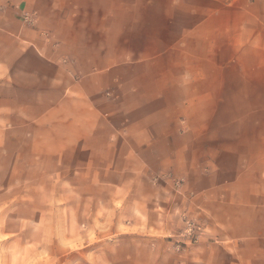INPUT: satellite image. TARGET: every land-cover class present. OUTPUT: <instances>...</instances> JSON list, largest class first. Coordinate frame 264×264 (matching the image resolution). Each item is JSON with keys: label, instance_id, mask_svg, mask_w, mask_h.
<instances>
[{"label": "crops", "instance_id": "0c3cea01", "mask_svg": "<svg viewBox=\"0 0 264 264\" xmlns=\"http://www.w3.org/2000/svg\"><path fill=\"white\" fill-rule=\"evenodd\" d=\"M179 1L150 0L151 12L136 14L139 57L131 61L112 0H0V231L21 186L46 187L20 179L103 178L127 195L142 182L169 200L182 193L203 215L199 245L176 253L174 264H264V0H247L244 10L241 0H205L208 27L198 32ZM161 3L175 9L168 5L175 33L165 39ZM193 42L205 48L196 58L206 72L200 98L215 99L213 122L199 129L239 136L203 148L198 162L191 144L176 148L175 132L186 127L162 111L176 93L180 107L190 106Z\"/></svg>", "mask_w": 264, "mask_h": 264}, {"label": "rangeland", "instance_id": "374dc122", "mask_svg": "<svg viewBox=\"0 0 264 264\" xmlns=\"http://www.w3.org/2000/svg\"><path fill=\"white\" fill-rule=\"evenodd\" d=\"M168 5L170 10H175L170 3ZM168 5L159 4V10L164 15L160 17V39H165L168 32L175 33L172 20L167 15ZM246 5L247 0L240 1L241 10ZM151 6L150 0H112L113 27L125 25L127 34L122 49L128 50L131 61L139 57L137 27L141 20L136 14L139 11L150 13ZM178 6H181V16L191 12L186 23L190 22L193 31L198 32L201 28L207 30L203 13L208 8L207 1L180 0ZM151 21V17L146 20L149 25ZM118 37L113 36V41L118 42ZM151 38L149 32L148 42ZM201 47L193 42L192 66L189 69L186 67L185 72L193 77V97L191 100L185 99L190 106L180 107L178 103L182 100V93H176V99L167 101L172 106L162 110L168 116V121L177 128L179 125L186 127V131L179 132L177 129L175 132L179 139L176 148L183 149L185 144H191L193 162L199 161L203 148L207 150L212 147L215 150L217 142L239 138L238 133L230 129H199L213 122L210 118L214 116L210 112L215 105L214 98H200L203 91L198 87V79L206 74L198 66L201 61L196 59L201 50L205 52V48ZM181 73L182 67L175 75ZM154 106H160L158 100ZM222 117L230 126L235 122L231 116ZM166 121L165 117L163 122ZM52 165L49 162L48 167ZM160 176L162 181H167L165 175ZM13 181L6 180L5 183ZM19 181H28L33 186L42 182L46 187L42 191L35 187L25 191L21 186L15 193L12 210L9 214L5 212L2 218L4 227L0 231V264H174L176 253L182 256L183 251L196 250L205 231L201 221L203 215L199 213L201 210L195 206L191 210L188 198L182 193L169 200L166 191L156 195L152 186L147 188L142 182H139V194L130 190L131 194L127 195L117 187L105 185L103 182L110 180L103 178H36ZM177 181L180 185L183 180ZM10 198L5 196L4 200L9 201ZM152 238L160 240H155L158 251L152 249Z\"/></svg>", "mask_w": 264, "mask_h": 264}, {"label": "built area", "instance_id": "2783aa9c", "mask_svg": "<svg viewBox=\"0 0 264 264\" xmlns=\"http://www.w3.org/2000/svg\"><path fill=\"white\" fill-rule=\"evenodd\" d=\"M192 230V228H190Z\"/></svg>", "mask_w": 264, "mask_h": 264}]
</instances>
